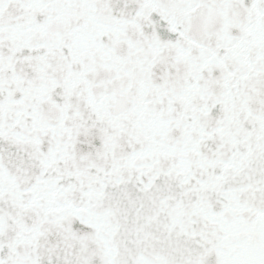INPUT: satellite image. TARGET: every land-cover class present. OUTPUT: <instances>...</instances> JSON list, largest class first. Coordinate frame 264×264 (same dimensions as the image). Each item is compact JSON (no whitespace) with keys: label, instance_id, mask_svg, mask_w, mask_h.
<instances>
[{"label":"snow or ice","instance_id":"6c2138e0","mask_svg":"<svg viewBox=\"0 0 264 264\" xmlns=\"http://www.w3.org/2000/svg\"><path fill=\"white\" fill-rule=\"evenodd\" d=\"M0 264H264V0H0Z\"/></svg>","mask_w":264,"mask_h":264}]
</instances>
